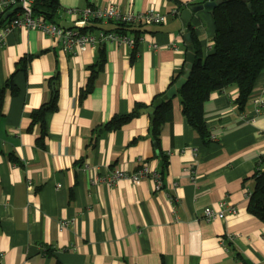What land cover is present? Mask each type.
<instances>
[{"label":"crops","instance_id":"obj_1","mask_svg":"<svg viewBox=\"0 0 264 264\" xmlns=\"http://www.w3.org/2000/svg\"><path fill=\"white\" fill-rule=\"evenodd\" d=\"M205 1L57 0L53 21L63 26L74 25L86 6L112 2L166 15L162 23L133 24L140 30L133 46L107 39L68 54L57 38L36 28L6 35L0 49V264H264V222L247 209L245 193L258 164L264 165V69L242 109L236 84L211 92L203 105L207 138L188 123L173 96L172 117L160 128L166 166L150 135L148 112L92 143L95 127L135 103L149 104L179 73L188 49L185 33L191 38L193 31L203 54L209 52L212 8L181 17L183 8ZM88 25L115 27L110 20ZM99 48L104 66L80 98ZM52 83L57 109L47 116L40 145L39 125L28 129L30 113L50 99ZM142 164L162 173L161 188L150 177L112 185L90 181L98 172ZM220 201L235 212L203 217L205 206ZM60 218L72 221L60 226Z\"/></svg>","mask_w":264,"mask_h":264},{"label":"trees","instance_id":"obj_2","mask_svg":"<svg viewBox=\"0 0 264 264\" xmlns=\"http://www.w3.org/2000/svg\"><path fill=\"white\" fill-rule=\"evenodd\" d=\"M247 2L251 3V7L247 6ZM182 6L184 4L180 3L179 9H182ZM57 7V0H35L33 3V11L43 14L51 21H53ZM211 15L214 26L211 49L207 54H203L201 44L192 31L191 42L195 58L186 82L177 89L182 114L204 138L208 137V128L205 123L203 105L211 92L229 84H236L238 94L235 102L242 109L253 89L257 75L264 69V0H222L212 7ZM132 26L131 23L119 22L115 23L113 29L120 32H133L137 37L140 30ZM86 28H92V26L87 25ZM31 56H23L19 60L18 69H23ZM105 60V51L99 48L96 60L88 66L90 72L85 87L80 91V98H83L93 88L97 73L102 70ZM183 69L184 67L172 77L167 87L157 93L149 104L135 103L131 110L116 113L108 121L95 127L92 143H95V139L102 132L118 129L133 117L138 116L141 108L152 105L154 99L161 97L183 73ZM2 92L3 86L0 87V105ZM56 109L57 87L55 83H52L50 99L30 113L28 129H31L34 124L39 125L40 135L37 142L40 145L47 134V116ZM171 117L172 97L162 101L155 108L153 120L150 123V135L156 151L163 157V166H166L167 159L160 147V128ZM247 209L264 222V169H258L253 174V185L248 196Z\"/></svg>","mask_w":264,"mask_h":264},{"label":"built area","instance_id":"obj_3","mask_svg":"<svg viewBox=\"0 0 264 264\" xmlns=\"http://www.w3.org/2000/svg\"><path fill=\"white\" fill-rule=\"evenodd\" d=\"M35 0H0V49L5 44L6 35L14 28H36L58 39L61 51L68 54H78L83 49L95 48L102 40H110L119 44H128L133 46L137 41L135 35L128 32H120L114 29L86 28L92 21L110 20L114 23H162L166 20V15L156 10L154 7H148L141 11L132 9H122L116 3H107L103 6L93 5L80 9L77 13L79 17L74 25L63 26L55 21L46 19L43 14L33 11ZM10 11L6 16L4 13ZM153 46L156 43L152 42ZM262 102V98L256 99ZM214 138L213 135H211ZM258 169H264V165L258 164ZM144 177H150L154 182L156 189L162 186V173L159 170L152 169L147 164H142L133 170L123 168H112L102 173H96L90 181L93 183L104 182L108 185L115 184L122 178L131 181H140ZM28 185L32 182L28 180ZM246 195L250 194V189L245 190ZM236 208L220 201L216 206H205L203 217L211 219L221 217L228 212H235ZM72 219L60 218L59 225L66 226Z\"/></svg>","mask_w":264,"mask_h":264},{"label":"water","instance_id":"obj_4","mask_svg":"<svg viewBox=\"0 0 264 264\" xmlns=\"http://www.w3.org/2000/svg\"><path fill=\"white\" fill-rule=\"evenodd\" d=\"M222 0H207L205 2L202 3H194L191 4L189 7L183 8L181 10V17L183 19L189 20L191 17V12L198 10L200 8H209L211 10V8L216 5L217 3L221 2ZM247 6L251 7V3L247 2ZM8 13H10V11H7L4 13V16H6ZM184 37L186 38V40H188L187 42V51H186V56H185V62H184V69H183V73L176 79V81L167 88V90L165 91V93H163L161 95V97L154 99L152 105H149L146 108H141L140 111L141 112H148L150 114V123L153 120V112L155 110V108L157 106H159L161 104L162 101L167 100L173 96H175L177 94V89L178 87L182 86L191 71L192 68V64L195 58V53H194V47H193V43L191 42V38H190V33H185Z\"/></svg>","mask_w":264,"mask_h":264}]
</instances>
